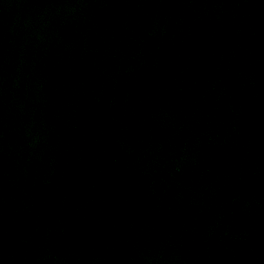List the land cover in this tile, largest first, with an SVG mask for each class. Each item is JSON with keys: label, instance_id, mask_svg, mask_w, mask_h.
<instances>
[{"label": "water", "instance_id": "1", "mask_svg": "<svg viewBox=\"0 0 264 264\" xmlns=\"http://www.w3.org/2000/svg\"><path fill=\"white\" fill-rule=\"evenodd\" d=\"M264 0H0V264H259Z\"/></svg>", "mask_w": 264, "mask_h": 264}]
</instances>
